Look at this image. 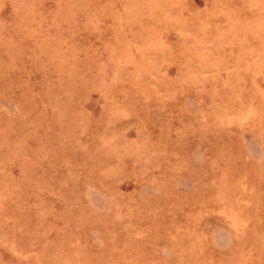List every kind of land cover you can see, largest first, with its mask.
Masks as SVG:
<instances>
[{
  "label": "rangeland",
  "instance_id": "obj_1",
  "mask_svg": "<svg viewBox=\"0 0 264 264\" xmlns=\"http://www.w3.org/2000/svg\"><path fill=\"white\" fill-rule=\"evenodd\" d=\"M0 264H264V0H0Z\"/></svg>",
  "mask_w": 264,
  "mask_h": 264
}]
</instances>
